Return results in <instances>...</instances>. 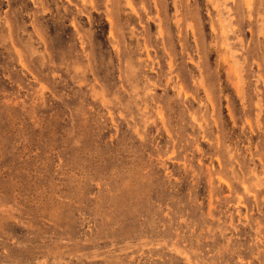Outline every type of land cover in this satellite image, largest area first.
Listing matches in <instances>:
<instances>
[{
  "label": "rangeland",
  "instance_id": "374dc122",
  "mask_svg": "<svg viewBox=\"0 0 264 264\" xmlns=\"http://www.w3.org/2000/svg\"><path fill=\"white\" fill-rule=\"evenodd\" d=\"M0 264H264V0H0Z\"/></svg>",
  "mask_w": 264,
  "mask_h": 264
}]
</instances>
